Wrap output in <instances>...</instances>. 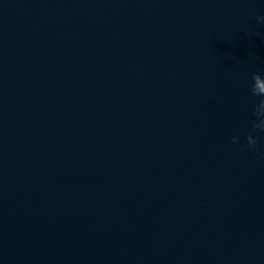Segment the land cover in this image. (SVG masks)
<instances>
[{
	"label": "water",
	"instance_id": "95a60500",
	"mask_svg": "<svg viewBox=\"0 0 264 264\" xmlns=\"http://www.w3.org/2000/svg\"><path fill=\"white\" fill-rule=\"evenodd\" d=\"M0 264H264V0H0Z\"/></svg>",
	"mask_w": 264,
	"mask_h": 264
}]
</instances>
